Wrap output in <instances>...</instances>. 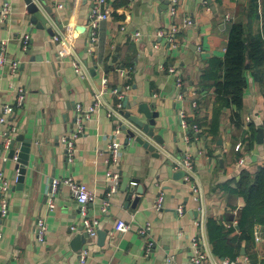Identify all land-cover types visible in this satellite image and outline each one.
Returning <instances> with one entry per match:
<instances>
[{
    "label": "crops",
    "instance_id": "0c3cea01",
    "mask_svg": "<svg viewBox=\"0 0 264 264\" xmlns=\"http://www.w3.org/2000/svg\"><path fill=\"white\" fill-rule=\"evenodd\" d=\"M6 1L12 8L7 18L2 14ZM41 2L52 8L57 26H51L55 34L58 30L66 34L68 45L63 39L53 40L48 29L31 22L25 0H0V53L5 47L7 59L0 64V115L3 105L14 106L10 119L0 123V173L12 185L10 210L6 216L0 213V264H165L167 256L184 264L194 254V239L208 243L221 261L232 259V252L239 247L235 263L264 264V239L249 242L240 238L242 232L237 226L247 203L238 192L240 180L244 173L254 176L264 167V143L258 138V129L264 126V64L252 68L250 63L247 65L242 127L232 122V107H225L219 116L217 137L209 131L220 102L214 88L201 87L209 60L225 57L236 21L247 24L249 37L261 35L264 39V0L258 1L255 15L251 12L252 0H180L176 15L171 12L170 0H107L111 15L101 22L96 40L92 38L89 12L98 0ZM186 18H191L193 24L185 26ZM175 24L178 32L173 46L166 33ZM136 32L141 33L140 41L136 40ZM25 35H30L27 50L22 46ZM70 49L72 55L60 56V50ZM76 57L87 66L90 76L77 74L73 64ZM13 59L20 61L16 73L11 71ZM170 67L175 72L171 73ZM105 78L106 104L85 120V132L77 139L74 159L68 161L62 138L75 129L77 105L85 109L93 106L94 88L102 89ZM178 78L181 86L177 85ZM127 84L130 88L124 100L129 99L132 112L138 113L141 103L159 112L156 131L163 136L164 145L156 156L134 140L127 144V135L119 132L124 153L119 165H113L107 162L108 147L115 139L117 120L108 116L107 105L115 106L112 91L123 90ZM19 87L25 89L21 106L16 105ZM182 110L191 124L201 127L190 141L183 136L179 117ZM12 125L17 127L13 139L23 135L31 140L21 187L15 182L17 162L3 137ZM21 145L17 143L18 148ZM162 147L173 156L163 152ZM219 149L222 157L216 155ZM185 156H190L195 165L203 200L193 193L182 169L175 168L173 159ZM110 169L119 171L121 178L117 191L108 197ZM68 176L95 193L96 198L88 205L89 216L98 218L99 230L107 231L104 238H87L81 249L75 246L74 238L85 231L79 203L69 187L60 186L54 209L48 204L51 179ZM160 189L166 197L164 208L157 211ZM108 198L110 206L103 213ZM182 205L185 213L179 215L177 209ZM39 218L45 219L48 226L42 242L37 238ZM118 220L135 227L152 224L156 245L150 255H146L144 237L134 231L120 234L116 229ZM233 223L236 228L225 236ZM83 249L89 251L85 263L80 261Z\"/></svg>",
    "mask_w": 264,
    "mask_h": 264
},
{
    "label": "built area",
    "instance_id": "2783aa9c",
    "mask_svg": "<svg viewBox=\"0 0 264 264\" xmlns=\"http://www.w3.org/2000/svg\"><path fill=\"white\" fill-rule=\"evenodd\" d=\"M180 0H170V9L173 15L177 14L178 11V5ZM11 5L8 1L5 2L3 8H2V14L5 18H7L11 13ZM111 15V7L109 6L107 0H98L97 4H95L89 12V19H90V26L92 31V38L93 40L98 39L97 30L101 24L102 21L107 20L110 18ZM229 18V17H228ZM193 24V20L191 18H186L184 20L185 26H190ZM178 32V26L175 24L173 25L168 31H167V37L173 46H176V33ZM160 35L164 34V31H160ZM136 40L140 41L141 33L136 32L135 34ZM53 40L59 41L63 39L67 45L69 44L67 36L62 31L58 30V34H54L52 37ZM30 44V35H25L22 40V46L23 50H27ZM69 47V46H68ZM69 53L72 55L73 52L70 49L69 52L65 50H60V56L63 58H66L69 55ZM7 61L5 56V47H2L1 53H0V64L3 65ZM11 71L16 73L20 66L19 60H11ZM74 67L78 75L82 76L83 78H86L87 76H90V71L85 66L84 62L81 61L78 57L75 58ZM132 69V67H130ZM124 70V69H123ZM126 72L128 69L125 70ZM169 71L175 72L174 67H170ZM108 80L105 78L103 80V88L99 89L98 87L94 88L95 92V102L94 105L91 106L89 109H85L82 107L81 104L77 105V115L75 118V129L72 133L66 134L62 138V143L64 145V148L66 150V155L68 161H73L75 153H76V143L77 139L84 134L85 132V120L87 118H90L91 114L96 111L97 108L100 106L106 104L104 100V93L107 91L106 85ZM177 85H182V80L178 78ZM130 88V84H127L123 90L120 89H114L112 92L116 96V104L115 106H108V116L114 118L117 120L116 127L114 129V136L115 139H113L108 147V154L109 158L107 162L109 164L113 165H119V162L121 160V157L124 153V143L117 137L119 132H122V125L127 124L129 126L132 125L131 121L126 117L125 110H124V98L126 96V91ZM17 106L23 105L24 99H25V89L23 87L17 88ZM183 95H180L182 97ZM193 106L197 107L198 103L197 101L193 102ZM14 112V106L10 104L3 105L2 107V114L0 115V123H6L8 119H10V116H12ZM180 121L182 128L184 130V139L185 141H190L192 134L199 133L201 130V127L197 123H190L188 121V115L184 110L180 111L179 113ZM264 127V126H263ZM17 132V127L15 125L9 126L4 132V143L7 148H10L11 142L13 141L14 134ZM197 139V138H196ZM163 152H165L169 156L171 155L169 152L165 151L163 147L161 148ZM19 151L15 154L14 159L17 160L19 158ZM175 162V168L176 169H182L185 170L186 174L184 176V179L186 182H189L192 186L193 193L196 195L198 199H204L202 185L200 181L197 179V172L194 163L192 162L190 156L182 157H175L173 159ZM243 159H240V163H243ZM22 175V172L20 168L16 170L15 173V182L19 183L20 177ZM121 174L119 171L116 170H108L107 172V179L109 181V191H108V197H110L112 194H114L118 189V182L120 181ZM66 185L69 187L72 196L78 201L79 203V209L80 214L82 216V225L83 230L88 234V239L94 240L98 236L99 231V220L98 218H92L89 216L88 212V205L90 202L94 201L96 198L95 193H93L85 183L77 180L73 176L68 177H55L51 179L49 183V189H48V204L50 209H54L56 207L55 204V198L58 194V191L60 189L61 185ZM12 189V185L10 184L9 180L5 178L3 173H0V213L2 216H6L10 210V199H9V192ZM166 192L162 189H160V193L157 197V201L155 203V209L157 211H161L164 208V202H165ZM110 202L109 198L105 200L104 206H103V213H106L109 209ZM178 214L183 215L185 213L184 206L178 207ZM202 211H205V207L202 206ZM234 225V223H233ZM230 227L232 225H229ZM116 229L120 232V234H126L130 231L136 232L138 235L144 237L146 239V255H150L152 251L155 248V239L153 238L152 234V224L150 222L146 223L145 225H139L134 226L132 223L126 222L124 220H118ZM48 226L43 218L38 219L37 223V238L40 242L44 241L45 236L47 234ZM2 234L0 233V238ZM204 238V237H203ZM255 239L256 241H261L264 239V228H262L260 225H258L255 229ZM194 254L191 257L190 261L184 264H249V263H235V261H231L228 259L219 260L214 255L210 248V245L208 243H204L203 240L200 239H194ZM88 249H83L80 253V261L82 263H85L87 256H88ZM165 264H181L178 263L172 256H167L165 260Z\"/></svg>",
    "mask_w": 264,
    "mask_h": 264
},
{
    "label": "trees",
    "instance_id": "16d2710c",
    "mask_svg": "<svg viewBox=\"0 0 264 264\" xmlns=\"http://www.w3.org/2000/svg\"><path fill=\"white\" fill-rule=\"evenodd\" d=\"M258 1L252 0L251 12L254 15L258 11ZM249 63L251 68L264 64V39L261 35L249 37L247 24L238 20L231 27L225 57L211 58L201 77V87L203 89L214 88L218 102H220L215 109L216 119L213 128L211 127L209 131V134L214 137L220 134L219 116L225 107H232L231 120L237 128L243 125L241 114L248 86L245 72ZM239 187L238 192L245 196L247 202L240 212L237 224L242 232L240 238L254 242L256 225L264 228V167L254 176L244 173ZM235 228L236 225L232 224L225 236L231 234ZM232 253L235 255L230 260L235 261L240 253L239 247L235 248Z\"/></svg>",
    "mask_w": 264,
    "mask_h": 264
},
{
    "label": "water",
    "instance_id": "95a60500",
    "mask_svg": "<svg viewBox=\"0 0 264 264\" xmlns=\"http://www.w3.org/2000/svg\"><path fill=\"white\" fill-rule=\"evenodd\" d=\"M213 0H209L212 3ZM26 7L28 12L31 14V22L37 27L42 29H48L51 35L55 34V31L52 24L57 26V18L53 13V10L49 6H44L41 0H25ZM59 29H61L59 27ZM92 74H95V70H92ZM129 104V99L126 98L123 102L125 115L131 121L132 125L127 124L122 125L123 132L127 135L126 143L128 144L130 140L143 145L149 151L155 153L156 156L160 154V146H163V136L157 133V119L159 117V112H155L151 107L146 103L139 104L138 113H134L131 110ZM128 106V111L126 110ZM258 138L260 143H264V128L261 127L258 129ZM22 142L20 148L17 147V143ZM222 144V138L219 141ZM31 140L26 139L23 135L17 136L13 139L10 146V156L14 159L17 149H19V158L15 160L17 162V169L20 168L22 175L20 177L18 187L23 185V174L25 171V166L28 164V154L30 151ZM217 156L222 157V149H219L216 153ZM223 160V159H222ZM181 173L185 176V170H180ZM133 185L132 189L133 190ZM107 234V231L99 230V237L104 238ZM88 238V234L85 232L83 235H77L74 238L75 246L78 249H81Z\"/></svg>",
    "mask_w": 264,
    "mask_h": 264
}]
</instances>
